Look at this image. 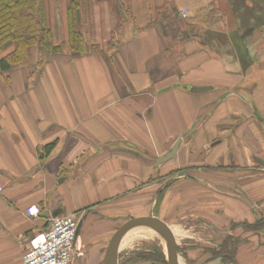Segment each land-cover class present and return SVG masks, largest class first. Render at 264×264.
I'll return each mask as SVG.
<instances>
[{
	"label": "crops",
	"instance_id": "crops-1",
	"mask_svg": "<svg viewBox=\"0 0 264 264\" xmlns=\"http://www.w3.org/2000/svg\"><path fill=\"white\" fill-rule=\"evenodd\" d=\"M124 1L135 23L125 26L117 49L108 51L116 15L86 0L85 34L102 56L67 50L37 74L19 68L0 84V264H21L30 241L59 215L81 220L72 264H103L119 220L145 216L190 245L250 239L239 264H264L261 238L231 230L233 222L264 218V18H254L255 29L248 6L233 8L228 26L210 29L206 47L186 41L175 60L151 23L164 0ZM212 1L175 0L197 25ZM61 17L57 26L51 21L57 44L67 42L65 11ZM177 142V154L157 164ZM33 206L38 217L27 214ZM187 219L221 233L211 243L186 239Z\"/></svg>",
	"mask_w": 264,
	"mask_h": 264
},
{
	"label": "trees",
	"instance_id": "trees-1",
	"mask_svg": "<svg viewBox=\"0 0 264 264\" xmlns=\"http://www.w3.org/2000/svg\"><path fill=\"white\" fill-rule=\"evenodd\" d=\"M65 4L67 42L57 44L50 25L49 0H0V72L6 82L10 74L19 68H28L34 62L38 70L56 57L65 55L69 50L70 56L98 55L103 51L99 46H90L85 34L83 20V4L86 0H60ZM97 4H108L117 17V27L108 43V51L120 46V36L126 25L135 23L132 8L124 0H90ZM242 11L248 0H227ZM254 9L264 18V0H252ZM236 9V8H235ZM237 10V9H236ZM244 10V8H243ZM239 12V11H238ZM203 24L197 25L196 17L183 19L175 0H164L155 10L152 24L159 28L160 34L167 45V52L175 59L183 56L181 49L189 40H197L203 48L207 46L210 29L224 25L228 26L229 18L219 1L213 0L208 7L199 12ZM264 20V19H263ZM264 34V22L261 28ZM59 145L55 140L43 147L42 157L48 159ZM211 169V168H207ZM194 171L195 168H192ZM221 170V167L216 168ZM233 168H230L232 171ZM188 170H175L167 179L182 175ZM234 171V170H233ZM236 171V170H235ZM169 187V186H168ZM167 187V188H168ZM243 230L249 237L259 236L260 245H264V218L255 222L240 221L231 224V230ZM239 236H228L217 247L197 245L191 250H199L205 260L201 264L220 261L221 264H239L238 252L242 244L249 242ZM180 252H183L179 248ZM185 257L193 262L189 251ZM120 264H167L160 248L153 250H137L121 256Z\"/></svg>",
	"mask_w": 264,
	"mask_h": 264
},
{
	"label": "rangeland",
	"instance_id": "rangeland-1",
	"mask_svg": "<svg viewBox=\"0 0 264 264\" xmlns=\"http://www.w3.org/2000/svg\"><path fill=\"white\" fill-rule=\"evenodd\" d=\"M48 5H49V10H50V25H51V21H52L54 23V26H57V24L61 21L62 12L64 13V11H65V7L63 6L65 4H64V2H61L60 0H49ZM62 6L64 8H62ZM83 6H84V4H83ZM246 6H248V9H249L248 16H252V18L250 17L251 18L250 25L252 27L254 25L257 26V20L254 19V18L259 16L260 14L257 11H255V9H254L255 3L252 0H248V1H246ZM223 8L227 12V14H228L230 19H231V15L233 14V8H236L237 10H235V12H238V8L233 6L232 4H230V2H228V4L226 3V6H224ZM57 10H58L59 16L56 15ZM262 16L263 15H261L260 17L263 19ZM248 22L249 21H246L247 24H249ZM255 26H254V28L258 29ZM25 71H32V72L37 74L39 70L36 68L35 62H34ZM27 76H28V74H27ZM0 84L1 85H6L7 84L6 81L1 78V76H0ZM166 182H168V179H167ZM124 221H125L124 219L119 220V222L117 223L116 227L120 228L124 224ZM185 221H187L189 223L188 224L189 228H187V230H186L188 232V234L186 233V236H185L186 239H188V236H191L189 238H192V239H196L197 238L198 240H201L203 242H210L211 243L212 241H214L216 239L214 237L217 234L221 233L213 224L208 223V222H204V220L197 219V220H194L193 222H190V219L189 220L187 219ZM190 227H193V231L191 233L189 231ZM144 229H146V228L135 229V230H133V231H131L130 233L127 234V236L124 238V240H123V242L121 244L120 260H121V256L123 254H128V253H131V252L137 251V250L150 251V250H153L154 248H157V247L160 248L162 250V252H164L165 254L167 253L166 252V247L163 248L161 245L153 243V242H150V241H148L145 238V234L143 232V231H145ZM189 240H191V239L183 240L182 238H179V240H178L179 241V243H178L179 244V248L182 249V251H183V252L179 251V254H180V257H181V264H191L190 260H188L185 257V255H184L185 254V250H187L189 252L193 251L191 249L195 248L197 245L196 244L195 245H190L191 243H190ZM125 242H127L126 245H125ZM185 244H188V245H185ZM192 244H194V243L192 242ZM202 246H208V244L207 245L204 244ZM211 247H213V246H211ZM214 247H217V245L214 246ZM179 248H178V250H179ZM189 256L192 258L191 254ZM195 257L196 258H192L191 260L193 262H196V264H201L203 262V260H205V256H204L203 253H201L200 255L198 254ZM199 257L201 258V260H198ZM76 264H80L79 261ZM211 264H221V262L218 260V261L211 262Z\"/></svg>",
	"mask_w": 264,
	"mask_h": 264
},
{
	"label": "built area",
	"instance_id": "built-area-1",
	"mask_svg": "<svg viewBox=\"0 0 264 264\" xmlns=\"http://www.w3.org/2000/svg\"><path fill=\"white\" fill-rule=\"evenodd\" d=\"M181 17L186 19L187 11H182ZM40 213L36 206L27 210V214L33 217ZM80 225L81 220L72 215L54 217L50 227L30 241L21 264H72Z\"/></svg>",
	"mask_w": 264,
	"mask_h": 264
},
{
	"label": "water",
	"instance_id": "water-1",
	"mask_svg": "<svg viewBox=\"0 0 264 264\" xmlns=\"http://www.w3.org/2000/svg\"><path fill=\"white\" fill-rule=\"evenodd\" d=\"M210 88H197L193 91L203 92ZM180 142H177L174 148L163 158L157 161V164L171 160L178 152ZM81 225L78 230L80 231ZM146 228L157 233L163 240L166 247V254L163 252L167 264H181V257L178 250V243L171 227L163 220L155 216H145L132 218L125 222L112 236L105 252L103 264H120V249L124 238L128 233L135 229Z\"/></svg>",
	"mask_w": 264,
	"mask_h": 264
},
{
	"label": "bare ground",
	"instance_id": "bare-ground-1",
	"mask_svg": "<svg viewBox=\"0 0 264 264\" xmlns=\"http://www.w3.org/2000/svg\"><path fill=\"white\" fill-rule=\"evenodd\" d=\"M145 231H143L144 232V234H145V238L148 240V241H150V242H153V243H156V244H159V245H161L163 248H165V244H164V242H163V240L161 239V237L157 234V233H155V232H153V231H151V230H149V229H144ZM174 230V229H173ZM173 232H176V231H173ZM177 233V232H176ZM127 244V242H125V245Z\"/></svg>",
	"mask_w": 264,
	"mask_h": 264
}]
</instances>
